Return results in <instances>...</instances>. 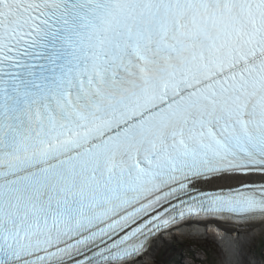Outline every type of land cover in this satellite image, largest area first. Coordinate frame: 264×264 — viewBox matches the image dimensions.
<instances>
[{"label":"snow or ice","instance_id":"snow-or-ice-1","mask_svg":"<svg viewBox=\"0 0 264 264\" xmlns=\"http://www.w3.org/2000/svg\"><path fill=\"white\" fill-rule=\"evenodd\" d=\"M193 217L264 222V0H0V264Z\"/></svg>","mask_w":264,"mask_h":264},{"label":"rangeland","instance_id":"rangeland-1","mask_svg":"<svg viewBox=\"0 0 264 264\" xmlns=\"http://www.w3.org/2000/svg\"><path fill=\"white\" fill-rule=\"evenodd\" d=\"M157 242V248L150 252L142 264H225L217 246L219 242L211 236L207 237L203 232L197 234L180 232ZM253 245V263L264 264V232L256 236ZM221 248L225 256H228L225 248Z\"/></svg>","mask_w":264,"mask_h":264},{"label":"bare ground","instance_id":"bare-ground-1","mask_svg":"<svg viewBox=\"0 0 264 264\" xmlns=\"http://www.w3.org/2000/svg\"><path fill=\"white\" fill-rule=\"evenodd\" d=\"M211 236L210 231L207 232L203 228H186L182 229L181 233H202ZM264 232V222L254 225L251 228L240 230L238 232L234 231L230 234H223L221 241L218 238H214L219 242L220 253H222V259L225 264H254L252 260V248L254 247V241L256 236ZM161 240V239H160ZM222 244V245H221ZM158 242L155 241L152 247L149 250L150 252L154 251L157 248ZM224 247L228 256L224 254ZM153 254V253H152ZM148 257V256H147ZM254 258V256H253ZM255 261V259H254ZM256 264V263H255Z\"/></svg>","mask_w":264,"mask_h":264}]
</instances>
